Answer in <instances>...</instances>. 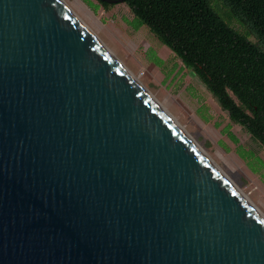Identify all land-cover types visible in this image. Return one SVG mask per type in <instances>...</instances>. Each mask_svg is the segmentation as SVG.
I'll return each instance as SVG.
<instances>
[{"label": "water", "instance_id": "water-1", "mask_svg": "<svg viewBox=\"0 0 264 264\" xmlns=\"http://www.w3.org/2000/svg\"><path fill=\"white\" fill-rule=\"evenodd\" d=\"M186 135L63 2L0 0V264H264Z\"/></svg>", "mask_w": 264, "mask_h": 264}, {"label": "trees", "instance_id": "trees-1", "mask_svg": "<svg viewBox=\"0 0 264 264\" xmlns=\"http://www.w3.org/2000/svg\"><path fill=\"white\" fill-rule=\"evenodd\" d=\"M96 1L105 10L113 6ZM124 4L133 15L130 25L146 27L195 74L230 122L264 149V0ZM154 60L161 64V59Z\"/></svg>", "mask_w": 264, "mask_h": 264}, {"label": "rangeland", "instance_id": "rangeland-1", "mask_svg": "<svg viewBox=\"0 0 264 264\" xmlns=\"http://www.w3.org/2000/svg\"><path fill=\"white\" fill-rule=\"evenodd\" d=\"M60 1L264 217V149L230 122L195 74L146 27L134 29L130 25L133 15L124 3L105 10L96 0Z\"/></svg>", "mask_w": 264, "mask_h": 264}, {"label": "bare ground", "instance_id": "bare-ground-1", "mask_svg": "<svg viewBox=\"0 0 264 264\" xmlns=\"http://www.w3.org/2000/svg\"><path fill=\"white\" fill-rule=\"evenodd\" d=\"M95 37V36H94ZM126 69V68H125ZM128 75L134 79L139 85L140 87L147 93L148 96H150V94L145 90V88L137 81V79L135 77L132 76L131 73H129V71L126 69ZM151 97V96H150ZM152 98V97H151ZM153 99V98H152ZM153 101L159 106V108L177 125V123L166 113V111L153 99ZM178 126V125H177ZM178 128L185 133L181 127L178 126ZM188 138L189 136L186 135ZM190 139V138H189ZM191 140V139H190ZM193 142V140H191ZM195 144V142H193ZM196 145V144H195ZM196 147L209 159V157L196 145ZM210 160V159H209ZM211 161V160H210ZM212 162V161H211ZM213 163V162H212ZM214 164V163H213ZM214 166L216 167V165L214 164ZM217 168V167H216ZM218 169V168H217ZM219 170V169H218ZM220 171V170H219ZM221 172V171H220ZM222 173V172H221ZM230 181V180H229ZM231 182V181H230ZM232 183V182H231ZM232 185L245 197V195L232 183ZM247 199V197H245ZM248 200V199H247ZM249 201V200H248ZM250 202V201H249ZM252 205V203H251ZM253 206V205H252ZM254 207V206H253ZM255 208V207H254ZM256 209V208H255ZM257 210V209H256ZM258 211V210H257Z\"/></svg>", "mask_w": 264, "mask_h": 264}]
</instances>
